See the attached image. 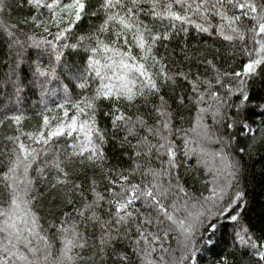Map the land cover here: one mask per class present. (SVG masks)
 <instances>
[{
	"label": "snow or ice",
	"instance_id": "1",
	"mask_svg": "<svg viewBox=\"0 0 264 264\" xmlns=\"http://www.w3.org/2000/svg\"><path fill=\"white\" fill-rule=\"evenodd\" d=\"M257 156L264 0H0V264H264Z\"/></svg>",
	"mask_w": 264,
	"mask_h": 264
},
{
	"label": "trees",
	"instance_id": "2",
	"mask_svg": "<svg viewBox=\"0 0 264 264\" xmlns=\"http://www.w3.org/2000/svg\"><path fill=\"white\" fill-rule=\"evenodd\" d=\"M35 100L36 98L32 97L30 104L34 103ZM246 184L250 201L249 214L255 221L261 215H264V157L257 156L249 162Z\"/></svg>",
	"mask_w": 264,
	"mask_h": 264
}]
</instances>
